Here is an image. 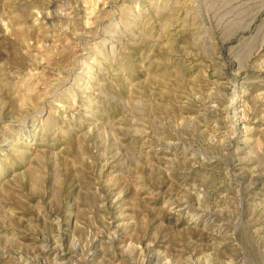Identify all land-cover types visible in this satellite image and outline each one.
Instances as JSON below:
<instances>
[{
	"label": "rangeland",
	"instance_id": "1",
	"mask_svg": "<svg viewBox=\"0 0 264 264\" xmlns=\"http://www.w3.org/2000/svg\"><path fill=\"white\" fill-rule=\"evenodd\" d=\"M92 2L0 0V264H264V0Z\"/></svg>",
	"mask_w": 264,
	"mask_h": 264
},
{
	"label": "bare ground",
	"instance_id": "2",
	"mask_svg": "<svg viewBox=\"0 0 264 264\" xmlns=\"http://www.w3.org/2000/svg\"><path fill=\"white\" fill-rule=\"evenodd\" d=\"M83 6H84V9L86 10V13L88 14V17L96 10V7H97L96 2L94 3V2H92V0H84ZM85 26L86 27L89 26L88 21L85 22Z\"/></svg>",
	"mask_w": 264,
	"mask_h": 264
}]
</instances>
